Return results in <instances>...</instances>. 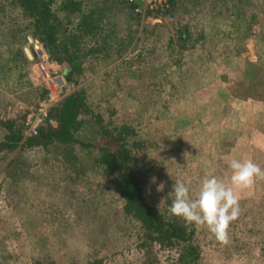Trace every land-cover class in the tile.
Here are the masks:
<instances>
[{
	"label": "rangeland",
	"instance_id": "rangeland-1",
	"mask_svg": "<svg viewBox=\"0 0 264 264\" xmlns=\"http://www.w3.org/2000/svg\"><path fill=\"white\" fill-rule=\"evenodd\" d=\"M229 1L236 11L234 0ZM182 2L187 4V0ZM112 4L114 9H118L115 18L119 22L129 18L130 10L124 7L123 1L114 0ZM246 6L250 8V19ZM244 7L243 15L247 21L228 15V11H224L221 19L218 18L217 10L208 8L199 11L202 17L212 16L208 23L213 24V31L217 25L215 21L235 22L234 26L229 27L231 33L235 34L228 40L221 38L222 41H219L228 47L234 42V37L236 41L243 42L241 51L235 55L221 49L217 56L214 53L212 57V53L208 54L203 49L204 45L194 49L184 50L177 46L171 49L168 40L172 38L176 44L174 24L179 22L178 14L177 17L157 14L149 17L154 28L147 27L149 37L146 43L140 42V45L146 44L143 54L139 53L126 62L113 59L108 63L118 71L121 79L125 76L129 79L125 81L126 86L124 82L123 85L120 83L122 87H117L116 95L111 97L114 110L99 103L93 106L94 112L100 114L104 122L110 119L114 123L122 120L129 123L139 121L137 134L147 139L141 151L144 160L141 163L145 166L142 168L147 173L146 193L167 216H172L169 208L173 196L169 193L177 180L188 185L190 193L195 196L205 176L214 174L226 180L230 176L228 163L233 158H250L264 168V138H256L257 130L264 135V101L258 102L261 113L256 118L257 126L251 123L247 104L240 108L234 105L235 101L240 100L239 97L245 100L249 94L257 95L255 99H264V0H244ZM181 9L178 13L182 12ZM190 14V11L186 14V22L190 18L193 20L194 15ZM142 22L147 21L145 19ZM190 23L193 25L195 22ZM244 33L248 34L241 39ZM44 44L31 38L23 45L24 50L28 47L32 52V57L27 55L33 60L28 74L34 84L23 83L18 88V81L22 79L16 73L0 76V116L11 117L18 111H24L19 119L23 124V136L36 134L40 126L53 121L48 114L36 133L25 132L26 112L29 107L46 99L49 91L47 85L54 86L61 96L71 88L64 79V72H59L60 64L49 60ZM176 59L180 62L179 66L173 63L169 65ZM162 61L167 62L164 67L173 77L178 69L192 65L195 79L187 87L179 86L173 96L169 93L171 87L168 83L167 106L155 118L157 113L151 109L155 106L151 103L152 99L148 98L147 85L153 89L158 82L159 88H163L160 75ZM152 74L156 75L155 79ZM159 75L160 82L157 79ZM90 81L93 90L101 92L103 84L97 81L95 75ZM40 84L47 90L41 99L37 95ZM126 90L128 95H125ZM145 107L151 108L143 119L140 114ZM242 109L244 111L240 114ZM245 119L247 123L244 125ZM84 126L81 133L86 140L99 136L95 123ZM4 133L5 129L0 124V255L8 254L10 264H31L32 257L54 259L57 264H83L89 258L101 260L100 264L175 263L166 257L163 250L154 246L148 251L139 248L136 233L132 232L135 229L120 212L119 200L108 180L93 164L92 152L88 148L76 145V151L85 166L84 173H80L75 180L62 167L57 169L49 165L32 164L31 160L22 156L9 164L16 151L2 144ZM243 148L248 150V154H244L247 151ZM253 151L260 155H254L251 153ZM8 169H11L13 178L5 176V170ZM161 182L164 188L157 191ZM241 200H246V205ZM239 204L241 212L229 226L227 245L219 243L206 229L194 225V237L203 253L200 263L264 264V256L258 254L257 243L245 240L256 235L253 236L247 230V220L243 219L246 214L258 218L259 210H264V180H257L251 189L239 192ZM242 213H246L244 217ZM148 257L149 261L143 263Z\"/></svg>",
	"mask_w": 264,
	"mask_h": 264
},
{
	"label": "trees",
	"instance_id": "trees-1",
	"mask_svg": "<svg viewBox=\"0 0 264 264\" xmlns=\"http://www.w3.org/2000/svg\"><path fill=\"white\" fill-rule=\"evenodd\" d=\"M121 1L124 7L129 8L130 16L119 22L115 18L118 9L113 8L114 0H0V76L16 73L18 78L22 79L18 81V88L22 87L23 83L34 84L28 74L33 60L27 56L23 46L33 38L46 44L49 60L60 64L59 72H64V79L71 86L49 107L48 114L53 121L40 126L36 134L23 136V124L19 119L24 111H18L11 117L0 116V124L5 129V139L2 144L9 150L16 151L9 164L22 156L31 160L32 164L49 165L57 169L62 167L64 172L71 174L75 180L80 173H84L85 166L76 151V145L88 148L89 152H92L93 164L108 180L119 200L120 212L130 220L135 229L132 232L136 233V244L139 248L148 251L154 246L160 251L163 250L167 258L175 261L171 264H202L200 260L203 253L194 237V225L186 226L182 219L173 215L167 216L147 196L145 189L147 173L141 163L144 161L141 151L146 146L147 139L137 134L136 126L139 121L129 123L122 120L114 123L110 119L104 122L102 116L93 109V106L101 103L114 110L111 97L116 95L117 87H122L123 82L126 86L125 81L129 77L125 76L121 79L118 71L108 63L113 59L126 62L139 53L142 55L146 44L140 45V42L146 43L149 37L147 27L154 28V24L149 22L141 23V17L132 11L125 0ZM190 1L192 5L188 6ZM195 5L198 6L199 11L208 8L217 10L219 19L223 18L224 11H228V15H234L237 19L246 17L243 15L244 0H234L236 11L229 0H211V2L187 0V4L182 0H168L167 6L147 14H161L167 17H177L178 14L179 22L176 21L174 24L176 44L172 38L168 40L171 49L175 46L184 50L194 49L205 45L206 33L203 22H200L199 26H192V29L191 23L186 22V14L194 11ZM180 9L182 12L178 13ZM133 20L136 22L133 23ZM244 20L247 21V18ZM216 24L211 36L214 35L217 39L227 37V22ZM248 33L252 34V32ZM248 33L242 34L241 39ZM233 40L229 47L223 46L224 42L220 44L219 41L210 44L218 50L239 53L243 42L236 41V37ZM200 59V63L203 64L202 58ZM162 63L160 75H162L163 88H159L158 82L153 89L147 85L150 94L148 98L152 99L151 103L155 107H145L140 114L143 119L145 114L150 112V108L156 111L155 118L163 113L162 110L167 106L168 83L171 87L169 93L173 96L179 86L187 87L195 79L192 65H187L181 68L182 70L178 69L179 73L177 71L173 77L164 67L167 62L162 61ZM171 63L176 64L177 67L180 62L176 59L169 65H172ZM94 75L97 81L103 84L99 93L91 86L90 79ZM160 75L157 78L159 82ZM152 76L156 78L155 74ZM46 92V88L40 84L37 91L40 99L45 97ZM128 94L126 90L125 95ZM157 105L159 108H156ZM91 123L96 124L95 129L99 136L86 140L81 130L84 125ZM242 150H246L247 153L244 151V154H248L246 148ZM251 153L260 155L255 151ZM5 176L13 178L11 169L5 170ZM241 201L246 205V200ZM258 213V218L242 213V217L246 214L243 219L247 220V230L253 236L256 235L255 238L245 240L248 243L254 240L258 245V254L264 256V210L261 208ZM9 259L8 254H1L0 264H10ZM149 259V257L145 258L143 263L148 262ZM100 263L101 260L97 258H89L83 264ZM31 264H57V262L54 259L32 257Z\"/></svg>",
	"mask_w": 264,
	"mask_h": 264
},
{
	"label": "clouds",
	"instance_id": "clouds-1",
	"mask_svg": "<svg viewBox=\"0 0 264 264\" xmlns=\"http://www.w3.org/2000/svg\"><path fill=\"white\" fill-rule=\"evenodd\" d=\"M230 176L225 180L214 174L205 176L195 196L183 181L172 186L173 196L169 208L171 215L182 219L186 226L206 229L223 244L229 243V226L237 220L241 209L239 192L251 189L257 180H264V168L252 159H231ZM164 188L163 182L157 191Z\"/></svg>",
	"mask_w": 264,
	"mask_h": 264
},
{
	"label": "built area",
	"instance_id": "built-area-1",
	"mask_svg": "<svg viewBox=\"0 0 264 264\" xmlns=\"http://www.w3.org/2000/svg\"><path fill=\"white\" fill-rule=\"evenodd\" d=\"M125 2L131 7L134 13L141 17V20L150 17L147 14L148 12L168 5V0H125ZM47 86L49 87V91L47 92L46 99L35 106L29 107V110L26 112L24 119L25 132L36 133L39 125L43 124L48 118L47 109L49 105L61 97L59 90L54 86L49 84Z\"/></svg>",
	"mask_w": 264,
	"mask_h": 264
},
{
	"label": "crops",
	"instance_id": "crops-1",
	"mask_svg": "<svg viewBox=\"0 0 264 264\" xmlns=\"http://www.w3.org/2000/svg\"><path fill=\"white\" fill-rule=\"evenodd\" d=\"M192 5V4H191ZM195 7V10L194 11H192V14H190L191 16L192 15H194L193 16V20H191V18L189 19V22H195L193 25H190V28L192 27V26H199V25H197V22H203V27H204V29H205V33H206V37H205V47L203 48L204 50H207L208 52V54H211L212 53V57L214 56V53H215V56H217V53L220 51V50H218V49H216L213 45H211L212 44V42H214V41H222V40H220V38L219 39H217V37L216 36H211L212 34H213V24H210V23H208L209 22V18L210 17H212V16H210V17H202V16H200V13H199V9H198V6L197 5H195L194 6ZM243 11H245V7L243 8ZM246 12H247V17H248V19H250V8H249V6H246ZM154 16V15H153ZM227 17H231V16H227ZM156 19V18H155ZM160 18H158V20H159ZM154 20V19H153ZM157 20V19H156ZM156 20L155 21H153V23L154 22H156ZM146 21L147 22H151L150 21V18H148V19H146ZM160 21V20H159ZM215 22H218V21H215ZM152 23V22H151ZM234 23L235 22H227V24H226V27H227V29H228V32L226 33V35H227V37H225L226 38V40H228L229 39V36H231L232 34H235V33H231V32H229V27L230 26H234ZM247 25L249 26V22H247ZM223 25H221V27H222ZM224 39V38H223ZM211 43V44H210ZM209 48V49H208ZM233 55H235V53L233 54ZM257 95H251V94H249V97H247L245 100H242L240 97L238 98V99H240L239 101H235V103H234V105L236 106V108H240V107H243L244 105H246L247 104V107H250V110L248 109V115H249V118H251V123L252 124H254L253 126H257L258 125V123H257V121H256V118L258 117L259 118V116H260V113H261V110H259V107H260V104H258V102L260 101V100H262V101H264V99H260V97H258L257 99H255V97H256ZM235 99L237 98V97H234ZM250 100V101H249ZM246 103H245V102ZM262 106H264V105H262ZM243 111H244V109H242L239 113L240 114H242L243 113ZM259 114V115H258ZM255 119V120H254ZM250 121V120H249ZM247 122H246V119L244 120V125L246 124ZM263 123H261V125H262ZM250 128H253V127H250ZM257 132V134H256V138L258 139V138H264V135L261 133V132H259L258 130L256 131ZM250 137H253L252 135L250 136Z\"/></svg>",
	"mask_w": 264,
	"mask_h": 264
},
{
	"label": "water",
	"instance_id": "water-1",
	"mask_svg": "<svg viewBox=\"0 0 264 264\" xmlns=\"http://www.w3.org/2000/svg\"><path fill=\"white\" fill-rule=\"evenodd\" d=\"M44 46H45V44H44ZM29 50V48L28 47H25V51H26V54L29 56V57H32V52H30V50ZM57 78L61 81L62 79H61V77L60 76H57ZM65 87L63 86V89H64Z\"/></svg>",
	"mask_w": 264,
	"mask_h": 264
}]
</instances>
